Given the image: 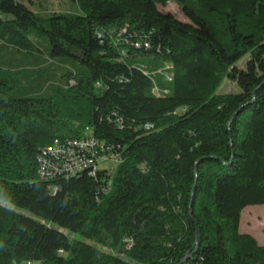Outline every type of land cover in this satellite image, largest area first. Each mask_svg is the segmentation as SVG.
Returning <instances> with one entry per match:
<instances>
[{
	"label": "trees",
	"instance_id": "16d2710c",
	"mask_svg": "<svg viewBox=\"0 0 264 264\" xmlns=\"http://www.w3.org/2000/svg\"><path fill=\"white\" fill-rule=\"evenodd\" d=\"M68 1L0 0V264H264V0ZM87 129L113 171L43 178Z\"/></svg>",
	"mask_w": 264,
	"mask_h": 264
},
{
	"label": "built area",
	"instance_id": "2783aa9c",
	"mask_svg": "<svg viewBox=\"0 0 264 264\" xmlns=\"http://www.w3.org/2000/svg\"><path fill=\"white\" fill-rule=\"evenodd\" d=\"M142 45L148 48L150 43L148 41L134 42L135 47ZM167 78L172 79L171 76H167ZM154 91L158 96L168 92L167 90L161 91L157 87ZM145 127L150 129L152 126L147 124ZM51 151L56 155V158L51 163H45L44 166H41L39 172L43 178H53L56 173L67 177L83 171L95 174L96 170L108 160L114 159L116 164L120 161L119 157L112 151V147L96 138L90 129H87L83 138L69 139L65 143L56 142L51 147ZM105 167L110 171L114 169L109 164ZM28 264L34 263L28 262Z\"/></svg>",
	"mask_w": 264,
	"mask_h": 264
},
{
	"label": "rangeland",
	"instance_id": "374dc122",
	"mask_svg": "<svg viewBox=\"0 0 264 264\" xmlns=\"http://www.w3.org/2000/svg\"><path fill=\"white\" fill-rule=\"evenodd\" d=\"M25 4L29 5L33 10L38 11L40 9H48L49 11L59 12L66 11L70 7V2L68 0H20ZM159 9L163 12H170L174 14L178 19L188 22L189 20L182 13L181 8L178 6L177 2L170 1L166 6L159 5ZM43 59H49L47 53H41ZM5 57H8V60H5ZM5 57H0V66L4 68H24L25 66H31L32 63H22L18 61L20 54L12 55L6 54ZM51 60V59H49ZM245 59L239 62V66H244ZM30 70V69H29ZM31 71V70H30ZM22 78V86H25V74L21 75ZM22 89V88H20ZM222 92H230V91H239L238 87L235 83L230 80H226L225 83L220 88ZM110 167H115L116 163H114V159H110L107 163L101 165V167L108 165ZM26 214H30L25 212ZM241 232L250 233L254 235L260 244L264 245V205H254L248 206L242 212V221H241Z\"/></svg>",
	"mask_w": 264,
	"mask_h": 264
},
{
	"label": "water",
	"instance_id": "95a60500",
	"mask_svg": "<svg viewBox=\"0 0 264 264\" xmlns=\"http://www.w3.org/2000/svg\"><path fill=\"white\" fill-rule=\"evenodd\" d=\"M196 241H197V248L199 247L200 243H201V237H200V234L199 232L197 233V238H196ZM190 252H188L186 254V256L183 258V260L179 263V264H184L189 258H190Z\"/></svg>",
	"mask_w": 264,
	"mask_h": 264
},
{
	"label": "crops",
	"instance_id": "0c3cea01",
	"mask_svg": "<svg viewBox=\"0 0 264 264\" xmlns=\"http://www.w3.org/2000/svg\"><path fill=\"white\" fill-rule=\"evenodd\" d=\"M241 221H242V218H241ZM241 226H242V225L240 224V229H241ZM249 234H250V233H249ZM253 236H254V235H253ZM257 240H258V239H257Z\"/></svg>",
	"mask_w": 264,
	"mask_h": 264
}]
</instances>
